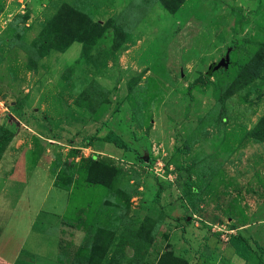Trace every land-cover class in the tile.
Segmentation results:
<instances>
[{"label": "rangeland", "instance_id": "1", "mask_svg": "<svg viewBox=\"0 0 264 264\" xmlns=\"http://www.w3.org/2000/svg\"><path fill=\"white\" fill-rule=\"evenodd\" d=\"M3 126L16 264H264V0H0Z\"/></svg>", "mask_w": 264, "mask_h": 264}, {"label": "trees", "instance_id": "2", "mask_svg": "<svg viewBox=\"0 0 264 264\" xmlns=\"http://www.w3.org/2000/svg\"><path fill=\"white\" fill-rule=\"evenodd\" d=\"M212 72H213V70H212V68H210L207 72L206 79H208L212 75ZM201 82H204V81H201ZM190 86L192 87L193 85L191 84ZM13 138H14V132L11 129H9L6 126H3L0 129V161L2 159V156H3L7 146L10 144V142L13 140ZM103 140H105L107 142H112L120 148H124V149L127 148V144L115 132H111V133L107 134L105 137H103ZM231 240H232L231 242L234 245H237L239 242V240L236 238H232ZM242 241H243V238H242ZM78 253H79V254H77L78 260L80 259V262H83L82 264H90V262L87 259H85V258L81 259L80 255H82V254L80 252H78ZM62 257L63 256H61V258ZM92 264H98V261L95 262V260H94L92 262Z\"/></svg>", "mask_w": 264, "mask_h": 264}, {"label": "crops", "instance_id": "3", "mask_svg": "<svg viewBox=\"0 0 264 264\" xmlns=\"http://www.w3.org/2000/svg\"><path fill=\"white\" fill-rule=\"evenodd\" d=\"M3 251V250H2ZM4 252H1L0 253V264H16V262L18 261V258H19V256L21 255V251L20 252H18V253H15L14 254V258L13 259H11V258H7L6 256H4V254H3ZM33 256H35V257H37L38 256V254H34V253H31ZM57 255V253H54V256H52V257H57L56 256ZM44 256V255H43ZM39 257V256H38ZM47 257V256H46Z\"/></svg>", "mask_w": 264, "mask_h": 264}, {"label": "water", "instance_id": "4", "mask_svg": "<svg viewBox=\"0 0 264 264\" xmlns=\"http://www.w3.org/2000/svg\"><path fill=\"white\" fill-rule=\"evenodd\" d=\"M229 64V57L227 56L226 58L220 59L217 63H215L211 68L213 71L218 70L221 67H225Z\"/></svg>", "mask_w": 264, "mask_h": 264}]
</instances>
